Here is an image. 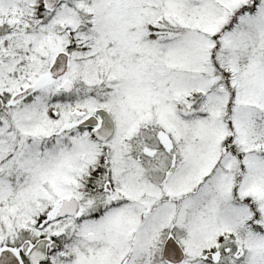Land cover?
<instances>
[{
  "label": "snow or ice",
  "instance_id": "obj_1",
  "mask_svg": "<svg viewBox=\"0 0 264 264\" xmlns=\"http://www.w3.org/2000/svg\"><path fill=\"white\" fill-rule=\"evenodd\" d=\"M0 264H264V0H0Z\"/></svg>",
  "mask_w": 264,
  "mask_h": 264
}]
</instances>
